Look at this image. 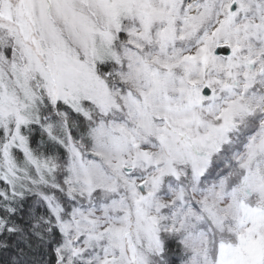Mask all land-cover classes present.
Segmentation results:
<instances>
[{"label": "snow or ice", "instance_id": "obj_1", "mask_svg": "<svg viewBox=\"0 0 264 264\" xmlns=\"http://www.w3.org/2000/svg\"><path fill=\"white\" fill-rule=\"evenodd\" d=\"M0 264H264V0H0Z\"/></svg>", "mask_w": 264, "mask_h": 264}]
</instances>
